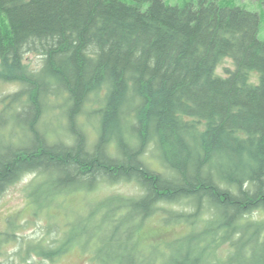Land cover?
Returning <instances> with one entry per match:
<instances>
[{
    "label": "trees",
    "instance_id": "16d2710c",
    "mask_svg": "<svg viewBox=\"0 0 264 264\" xmlns=\"http://www.w3.org/2000/svg\"><path fill=\"white\" fill-rule=\"evenodd\" d=\"M260 26L258 13L221 0H0V82L19 85L0 99V196L28 174L45 178L31 197L44 186L65 196L134 183L140 196L106 198L74 225L83 239L101 216L110 236L80 248L98 264H264V222L248 219L264 211ZM29 53L41 57L36 70ZM226 58L234 68L216 75ZM91 98L100 106L86 112ZM58 99L71 144L48 143L41 126ZM85 112L99 123L90 149ZM151 145L157 171L144 160ZM182 203L190 212L165 209L164 224L192 233L141 250L157 206ZM14 237L0 233V258ZM72 243L64 234L56 252Z\"/></svg>",
    "mask_w": 264,
    "mask_h": 264
},
{
    "label": "rangeland",
    "instance_id": "374dc122",
    "mask_svg": "<svg viewBox=\"0 0 264 264\" xmlns=\"http://www.w3.org/2000/svg\"><path fill=\"white\" fill-rule=\"evenodd\" d=\"M173 6H183L189 0H164ZM225 6H238L248 11L256 12L260 15V37L264 41V0H221ZM25 62L30 69L36 70L41 65V57L37 54L29 53L25 56ZM234 68L231 59H224L216 68V75L226 76L228 71ZM250 81L257 82V74L250 75ZM19 88L18 84L0 82V99ZM102 96V94L100 95ZM60 99L49 102L48 108L41 121V126L45 130L48 143L59 141L71 144L69 137L65 136L66 120L63 116ZM100 106L94 98L88 102L85 111H92ZM2 106L0 104V110ZM83 113L79 121L83 126L89 149L94 145L99 132L98 119L95 116H88ZM12 126L7 127L4 133L10 135ZM8 142V140H6ZM145 162L155 171L158 168L156 152L151 145L146 150ZM160 170V169H158ZM159 172V171H158ZM45 178L28 174L14 184L9 186L0 196V233H15L12 243L2 248L0 261L10 259L11 264H98L93 259V250L86 251L80 248L93 246L94 242H102L110 236L108 230L97 228L101 223V216L97 215L89 223L94 229L89 228L84 233L83 239H77L75 234L81 233L79 228L74 227L78 218L87 214L90 208L102 202L104 199L114 196L138 197L141 195L139 188L134 183L120 182L115 184L102 183L91 192H75L73 194L60 196L53 195L51 188L44 186L34 197H31L35 188H38ZM78 190V189H76ZM52 196L50 197V195ZM44 208L40 211L36 209ZM168 209L176 212H190L187 204H161L153 217L149 218L145 228L140 234V248L147 249L150 245H161L165 242L174 241L178 238L192 233L193 229L188 225H166L163 210ZM209 219L201 215L195 224L194 232H200ZM255 222H264V211H258L248 217ZM64 234L72 237L73 243L69 245L65 253L60 258L42 260L33 253L26 252L30 245H38L49 252H55L64 240ZM88 241V242H87ZM79 242H82L79 244ZM87 243L86 245L84 244ZM63 246V245H62ZM72 248V249H71ZM149 250V249H147ZM45 251V250H44ZM230 248L227 244L218 247L216 255L223 259L229 254Z\"/></svg>",
    "mask_w": 264,
    "mask_h": 264
},
{
    "label": "flooded vegetation",
    "instance_id": "af4514ba",
    "mask_svg": "<svg viewBox=\"0 0 264 264\" xmlns=\"http://www.w3.org/2000/svg\"><path fill=\"white\" fill-rule=\"evenodd\" d=\"M46 249L41 248V246L38 245H30V249H27L26 252L33 253L37 257H40L42 260H47V259H54V258H60L62 253L56 252L58 249L55 250V252H46L44 251ZM50 256V257H49Z\"/></svg>",
    "mask_w": 264,
    "mask_h": 264
}]
</instances>
